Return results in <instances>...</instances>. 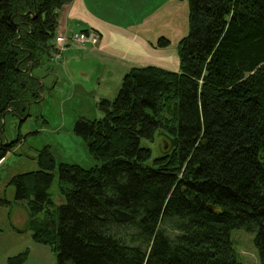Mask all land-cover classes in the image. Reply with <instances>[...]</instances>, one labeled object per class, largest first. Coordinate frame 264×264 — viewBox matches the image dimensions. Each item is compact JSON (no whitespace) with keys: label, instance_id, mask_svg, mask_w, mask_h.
I'll list each match as a JSON object with an SVG mask.
<instances>
[{"label":"trees","instance_id":"obj_1","mask_svg":"<svg viewBox=\"0 0 264 264\" xmlns=\"http://www.w3.org/2000/svg\"><path fill=\"white\" fill-rule=\"evenodd\" d=\"M71 1L0 0V129L4 114L23 117L41 99L29 72L51 57ZM188 4L179 69L132 67L116 96L100 101L102 117L76 121L100 165L57 163L45 146L39 169L11 178L27 230L55 264H246L236 228L254 233L264 264V0ZM169 44L160 37L155 46ZM159 130L169 146L155 155L142 140ZM20 141L0 144V161Z\"/></svg>","mask_w":264,"mask_h":264},{"label":"rangeland","instance_id":"obj_2","mask_svg":"<svg viewBox=\"0 0 264 264\" xmlns=\"http://www.w3.org/2000/svg\"><path fill=\"white\" fill-rule=\"evenodd\" d=\"M99 6L103 17L125 29H133L142 35L147 33L156 43L160 37L169 39L168 46L153 44L154 51L150 55L141 52L139 58L156 61L153 62L156 64L148 65H163L170 70L178 65L176 69H179V41L189 30L188 0H100ZM78 52L88 54L85 50ZM89 56L93 58L94 54ZM134 66L137 65L121 70L113 77L102 78L106 68L100 70L97 62L89 60L69 79L61 62H52L50 57L44 56V64L31 69V76L41 78V99L28 101L31 111L25 116L8 113L5 117V138L12 141L20 135L21 141L0 161V264H7L10 256L27 249L29 255L25 264L56 263L51 247L36 242L27 230L26 201L16 197V188L9 182L15 174L39 169L38 154L45 146L50 147L57 163H75L85 168L100 165L101 162L89 152L84 137L75 131V123L82 117H102L100 101L115 97L111 91L118 88L125 73ZM104 91L106 96L102 95ZM142 144L151 147L156 155L168 148L169 141L159 130L153 140L143 139ZM260 157L264 162V150ZM57 186L56 177L51 191L54 201L61 204L64 198ZM254 237V233L244 228L231 232L241 261L263 264Z\"/></svg>","mask_w":264,"mask_h":264},{"label":"crops","instance_id":"obj_3","mask_svg":"<svg viewBox=\"0 0 264 264\" xmlns=\"http://www.w3.org/2000/svg\"><path fill=\"white\" fill-rule=\"evenodd\" d=\"M99 1L100 0H72L65 4L60 9V24L57 31L58 33L63 32L70 34L74 30L91 28L100 34L99 42L96 45L89 44L88 47L85 48L69 46L64 50L63 57L60 61L55 60L53 55L54 52L52 51L50 60L52 62H61V65L64 66V72L69 79H71V74L73 77V74L83 67V65L88 64L89 60L97 62L100 70H102L103 67L106 68L102 78L113 77L121 70H126L129 66L156 64L153 63L156 62L155 60L139 58L141 52H148L147 55H150L154 51L156 42L150 39L151 36L143 32L144 35H142L140 32L134 31L133 29H125L116 22L103 17L100 13V11L103 10L99 6ZM171 1L174 2V0ZM128 26L129 25H127V27ZM123 47H126V49L124 50ZM80 50H85L88 54L79 53L78 51ZM90 54H94L96 58H91L89 56ZM162 67L167 68L163 65ZM176 68H178V65H175L171 70H177ZM83 74L85 75L84 72ZM38 78L41 80L40 77ZM121 82L115 91H111L114 96H116ZM102 95L106 96L107 92L104 91Z\"/></svg>","mask_w":264,"mask_h":264},{"label":"built area","instance_id":"obj_4","mask_svg":"<svg viewBox=\"0 0 264 264\" xmlns=\"http://www.w3.org/2000/svg\"><path fill=\"white\" fill-rule=\"evenodd\" d=\"M86 30H74L70 34L57 32L53 40L55 60L60 61L64 50L69 46L85 48L89 44L96 45L99 42L100 34L91 28Z\"/></svg>","mask_w":264,"mask_h":264},{"label":"water","instance_id":"obj_5","mask_svg":"<svg viewBox=\"0 0 264 264\" xmlns=\"http://www.w3.org/2000/svg\"><path fill=\"white\" fill-rule=\"evenodd\" d=\"M28 106L30 107L29 104H28ZM5 117H6V115L4 114V116H3V123H2L1 129H0V144H6V143H8V140H7V138H5L6 136H5V133H4ZM4 138L6 140H4Z\"/></svg>","mask_w":264,"mask_h":264}]
</instances>
